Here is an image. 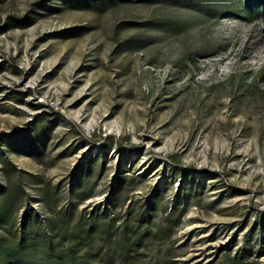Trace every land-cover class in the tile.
Segmentation results:
<instances>
[{"label": "rangeland", "instance_id": "obj_1", "mask_svg": "<svg viewBox=\"0 0 264 264\" xmlns=\"http://www.w3.org/2000/svg\"><path fill=\"white\" fill-rule=\"evenodd\" d=\"M0 264H264V0H0Z\"/></svg>", "mask_w": 264, "mask_h": 264}, {"label": "trees", "instance_id": "obj_2", "mask_svg": "<svg viewBox=\"0 0 264 264\" xmlns=\"http://www.w3.org/2000/svg\"><path fill=\"white\" fill-rule=\"evenodd\" d=\"M123 231H125V232H131V231H136V230H133L132 228H131V224L130 223H128V222H125L124 223V225H123ZM127 227H129V229L127 228ZM130 236V235H129ZM129 236L127 237V239H126V242L128 243V241H130V238H129ZM31 240V239H30ZM30 240H28V241H30ZM128 251H129V249L127 250H125L124 251V254L126 255V254H128Z\"/></svg>", "mask_w": 264, "mask_h": 264}]
</instances>
